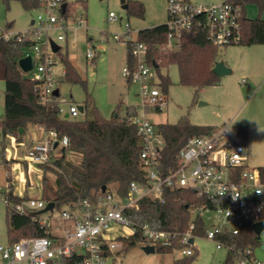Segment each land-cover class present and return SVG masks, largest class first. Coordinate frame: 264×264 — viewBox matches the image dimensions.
Returning a JSON list of instances; mask_svg holds the SVG:
<instances>
[{
  "label": "built area",
  "instance_id": "built-area-1",
  "mask_svg": "<svg viewBox=\"0 0 264 264\" xmlns=\"http://www.w3.org/2000/svg\"><path fill=\"white\" fill-rule=\"evenodd\" d=\"M38 2V8L45 14H38L32 30L16 34L6 32L0 36L9 39L17 35L20 40L25 38L35 42L31 49L39 62L33 60L31 77L39 83L36 89L43 101L59 106L54 94L57 87L53 71L58 52L53 51L51 42L60 45L61 51L64 48L61 41L68 48L71 29L68 23L73 14L64 15V0ZM167 11L169 49H178L182 34L192 30L195 24L203 25L207 29L209 40L216 45L238 44L242 39L239 7L231 1L202 5L190 0H167ZM117 19L114 12L109 13V21ZM73 21L77 26H82L86 19L81 15L73 18ZM53 28L58 31L56 38L50 34ZM132 34L133 29L127 23L124 35L126 43L131 45L132 62L128 60L123 66L122 75L129 84L137 87L141 99L136 106L137 113L130 117V121L137 127L142 141L140 157L142 168L146 171V182L132 181L123 197L107 192L96 201L84 199L73 207L66 206L60 212V220L68 223L63 226V234L59 239L24 237L15 243L0 245L2 264L23 261L30 264H61L62 257L73 252L84 257L83 264H107V259L116 256L117 251L122 248V239L138 232L147 242L146 245H154L155 248L161 245L164 248L173 246L176 241L180 246L174 249L179 250L182 257L191 256L198 248L196 238L201 237L195 233L196 224L191 223L185 232L163 230L154 228L149 222L135 221L125 214L126 210L143 209L144 199L163 202L165 188L193 189L198 196L213 200L211 204L198 206L193 213L205 218L207 229L204 237L214 241L218 248H232L218 238L220 235L239 234L247 220H262L264 174L258 168H249L247 147L233 143L229 136L231 128L224 126L190 138L176 156L178 166L167 174L162 171L161 153L167 141L157 130V126L147 118V114L151 107L161 110L165 96L158 87L159 82L153 77L155 69L147 60L149 44L138 41ZM121 38V34L114 35V39ZM86 56L93 59L96 55L94 50L89 49ZM59 110L60 115L65 117L60 106ZM80 112L78 105L70 104L66 114L69 115L68 118L75 119ZM38 128L43 129L45 137L31 144L25 154L26 159L36 165L49 162L53 151L68 146V140L59 139L55 130L46 131L41 126ZM3 196L6 206L20 213L39 211L48 204L38 198L13 204L7 196ZM40 221L51 229L49 217L42 216ZM237 260L240 264H263L254 258L251 248L239 251Z\"/></svg>",
  "mask_w": 264,
  "mask_h": 264
},
{
  "label": "trees",
  "instance_id": "trees-1",
  "mask_svg": "<svg viewBox=\"0 0 264 264\" xmlns=\"http://www.w3.org/2000/svg\"><path fill=\"white\" fill-rule=\"evenodd\" d=\"M65 1V0H64ZM231 1L239 7L242 39L238 44H264V19L259 15L250 18L246 12L248 3H255L260 13L264 11V0H225ZM85 3V0H77ZM128 16H143L145 6L136 0H126ZM26 9L38 8V0H22ZM64 15H72L73 7L67 2ZM203 20V19H201ZM169 29L164 24L138 31L136 39L149 44L147 54L148 63L158 74V82L163 93H167L170 78L160 73V67L177 64L180 82L195 88L196 92L205 86L219 83L220 77L213 68L217 62L218 45L208 38L207 29L203 25L195 24L192 30L182 34L178 49L167 48ZM35 42L30 39H19L17 35L9 39L0 36V79L5 81L4 113L0 118V133L3 138L14 137L21 142L30 126H41L46 131L55 130L59 139L66 138L68 146L59 148L51 153V160L38 164L43 170L41 197L46 202H55V209L62 205L73 207L84 199L96 201L100 195L114 192L123 197L132 181L146 182V171L142 168L140 151L142 141L137 127L131 123L130 117L137 113L135 106L126 107L125 114L119 113L111 118L102 117L87 97L84 110L91 111L93 118L72 119L60 115L56 103H45L40 92L36 89L39 83L27 76L19 67L18 61L26 56L27 49ZM128 43V60L132 62ZM64 64V75L70 83H80L86 86V80L81 76L73 60L68 54L58 51ZM94 59V58H93ZM92 59V60H93ZM154 64H157L155 68ZM20 128L24 131L20 133ZM216 129L214 126L196 125L187 118L176 124L162 123L157 130L166 138V145L161 153L162 171L167 174L178 166L176 156L194 136H200ZM248 126L234 125L229 136L233 143L247 146ZM32 142L31 144H33ZM29 144V146L31 145ZM28 146V147H29ZM68 153L79 157L77 161L67 158ZM53 162L54 167L48 165ZM264 174V167L258 168ZM48 171H52L55 178L51 180ZM10 175L7 176V190L3 192L13 203L28 200L29 195L23 197L14 194L11 189ZM106 187V190L103 188ZM164 201L144 199L143 209L126 210L125 214L131 219L144 223L149 222L154 228L185 232L191 223L196 224L195 233L201 237L206 235L207 224L201 215H194V210L201 205L211 204L213 200L197 195L193 189L165 188ZM6 220L9 242L15 243L23 237H50L59 239L50 228L41 223L42 214L37 211L25 213L16 212L7 206ZM260 219H264V213ZM256 220L249 219L243 225L239 234H224L218 238L232 248L223 264H234L238 259V252L251 248L259 242V235L254 231ZM144 241L140 232L122 239V248L117 253L128 250ZM174 242L170 248L179 247ZM108 253V251L106 252ZM198 255V248L191 256L179 258L176 264H192ZM61 264H83L84 257L76 252L63 256Z\"/></svg>",
  "mask_w": 264,
  "mask_h": 264
},
{
  "label": "rangeland",
  "instance_id": "rangeland-1",
  "mask_svg": "<svg viewBox=\"0 0 264 264\" xmlns=\"http://www.w3.org/2000/svg\"><path fill=\"white\" fill-rule=\"evenodd\" d=\"M145 6L143 16H128L121 0H65L73 7L72 18L69 19V44L63 45L62 53L68 54L74 61L81 76L86 80V86L80 83L66 81L63 72L64 64L59 55H55L57 63L54 65V77L60 96L57 97L59 106L64 114L69 110L70 104L83 105L90 97L97 107L100 115L111 118L119 113L125 114L129 105L140 104L137 87L129 84L122 75V68L128 61V44L126 43V24L133 29V37L141 29L152 28L164 24L168 20L167 0H136ZM202 5L220 4L225 0H190ZM114 12L118 19L109 21L108 15ZM248 17L264 19V11L260 13L255 3L246 5ZM43 13L39 8L26 9L22 0H0V34L24 33L33 29L38 14ZM81 15L86 19L85 24L77 26L73 18ZM58 31L51 29L50 34L56 38ZM121 34L120 40L114 35ZM75 40V41H73ZM72 41L74 43H72ZM94 46V47H93ZM89 49L94 50V59H88ZM38 63L39 59L33 49L26 51ZM217 61H223L231 69L229 74L220 77L219 83L205 86L198 92L195 88L180 82V73L177 64L160 67V73L167 74L170 84L161 110L149 108L147 118L155 123L176 124L187 118L196 125L214 126L215 128H232L234 125L248 126L247 159L252 169L264 167V86L253 78V74L264 75V44L244 45L228 44L218 45ZM31 77L33 72H24ZM153 77L158 82V74L154 70ZM162 91V87L158 86ZM163 92V91H162ZM65 98V102H63ZM5 81L0 79V118L4 113ZM93 118L91 111L80 112L75 119ZM45 136V135H44ZM23 144L16 142L13 137L3 138L0 133V245L6 246L9 242L8 226L6 220L7 206L3 192L6 191L7 176L10 173L9 163L18 153L24 155ZM20 146V147H19ZM59 149V148H58ZM26 158V157H25ZM67 158L77 161L79 157L68 153ZM23 160V159H22ZM54 167L53 162L48 165ZM51 180L55 178L52 171H48ZM36 177L35 182L37 183ZM42 215L50 218L55 224L60 220V212L65 208ZM259 242L252 249L254 258L264 264V230L259 235ZM24 238V237H23ZM198 255L192 264H223L228 250L218 248L216 243L205 237H197ZM147 242L144 240L128 250L117 253L107 259V264H176L182 258L177 249L161 245L156 246L154 252L143 249ZM116 257V259H113ZM3 258L0 253V264ZM234 264H240L238 260Z\"/></svg>",
  "mask_w": 264,
  "mask_h": 264
},
{
  "label": "crops",
  "instance_id": "crops-1",
  "mask_svg": "<svg viewBox=\"0 0 264 264\" xmlns=\"http://www.w3.org/2000/svg\"><path fill=\"white\" fill-rule=\"evenodd\" d=\"M63 72H64V68H63ZM253 78H257L258 81H261L260 83L264 86V75L255 73L253 74ZM156 110L158 109L156 108ZM155 125L157 126L158 124ZM44 135L45 132L43 131V129L38 128V126H30L29 130L27 131L25 137L21 142L17 141L16 138L13 137V139H15L17 143L24 145V146L20 145L21 147H24V151H22L24 155L21 157L20 156L21 153H18V155H16L15 158L11 159L12 161L8 162L10 166V173L8 175H10L11 177L10 179L11 189L14 192V194H17L18 196L23 197L25 195H29L32 198L41 197L43 170L38 165L29 162L25 158V154L29 144L44 139L45 137ZM35 177L36 179H38L37 183L35 182ZM8 183L9 182H7L6 190ZM67 223L68 222L59 220L57 223L52 224L50 230L54 235L60 237L63 234L62 228ZM16 264H30V263L28 261H23V262H18Z\"/></svg>",
  "mask_w": 264,
  "mask_h": 264
},
{
  "label": "water",
  "instance_id": "water-1",
  "mask_svg": "<svg viewBox=\"0 0 264 264\" xmlns=\"http://www.w3.org/2000/svg\"><path fill=\"white\" fill-rule=\"evenodd\" d=\"M121 2H122L123 7L127 8L126 0H121ZM62 9L63 10L66 9V3H63ZM33 23H34V20H32V24ZM51 45H52L54 52H58L60 50V45L56 44L55 42H51ZM18 64H19L20 69L23 72H29L34 67V61H33V58L30 54L19 59ZM154 66H155V68H157V64H154ZM213 70L219 77H222V76L229 74L231 72V69L228 68L223 61H217L215 63ZM54 94H55V96L58 97L60 95L59 89H56ZM79 108H80L81 112H84V106L83 105H79ZM68 116H69L68 114H65L66 118H68ZM23 131H24V129L20 128V133H22ZM56 145L57 144H55V146ZM103 190H106V187H104ZM54 207H55V202H53V201L48 202L47 206L45 208L39 210L38 213L43 214V213L49 212V211L52 212ZM253 229L258 235H260L261 232L264 230V219L255 222L253 224ZM191 242H193V239H191ZM143 249L146 252H154L156 250L154 245H145V246H143Z\"/></svg>",
  "mask_w": 264,
  "mask_h": 264
}]
</instances>
